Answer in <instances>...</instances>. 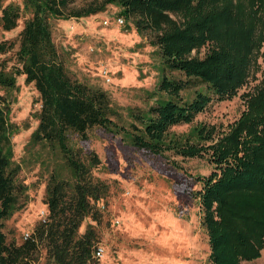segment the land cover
Instances as JSON below:
<instances>
[{"label": "trees", "instance_id": "16d2710c", "mask_svg": "<svg viewBox=\"0 0 264 264\" xmlns=\"http://www.w3.org/2000/svg\"><path fill=\"white\" fill-rule=\"evenodd\" d=\"M0 0V264H98L102 224L112 195L114 142L125 158L166 162L184 172L179 189L202 212L213 264H241L264 249V0ZM116 10L127 30L148 41L147 70L121 102L98 78L70 75L67 45L58 49L54 21ZM172 14L177 15L174 17ZM202 47L205 53L200 55ZM195 51V53H193ZM261 60V61H260ZM255 71L261 78L244 92L246 108L228 130L196 121L214 99L235 96ZM256 74V73H255ZM18 76L36 91V123L15 158L20 126L11 105ZM189 124L176 131L173 126ZM27 127L31 125L28 119ZM105 146V148H104ZM111 150V152H110ZM204 160L195 171L182 160ZM133 159V160H134ZM132 160V161H133ZM157 162V163H156ZM189 166V165H188ZM44 184L45 215L30 237L9 239L7 221L27 205L24 170ZM189 212L191 205H183ZM177 219V218H176ZM105 255V247H104ZM103 255V256H104Z\"/></svg>", "mask_w": 264, "mask_h": 264}, {"label": "rangeland", "instance_id": "374dc122", "mask_svg": "<svg viewBox=\"0 0 264 264\" xmlns=\"http://www.w3.org/2000/svg\"><path fill=\"white\" fill-rule=\"evenodd\" d=\"M91 1L75 0L74 3L82 5ZM118 17L116 10H106L87 17L56 20L54 38L60 51L63 45L71 49L67 63L73 78L82 73L98 78L116 98L126 103L133 100V91L129 87L147 84L148 80V76L140 80L138 75L139 68L147 70L149 67L144 63L149 58V43L136 50L133 47L140 40L148 41L153 33L148 31L142 39L136 30H127L124 24L119 23ZM17 32L5 33L0 28V39L15 36ZM205 50L202 47L201 56ZM255 73L235 96L224 100L214 99L197 114L195 120L216 124L219 131L228 130L246 108L243 93L253 89L261 78L260 71ZM17 81L20 89L12 102L11 113L12 121L21 130L14 134L12 141L15 158L20 160L24 145L36 124L30 119V112L36 107L32 106L36 91L24 83L22 76H18ZM28 119L31 122L29 127L26 125ZM188 126L179 124L173 129L182 131ZM103 144L114 152L110 155V166L115 169L111 176L123 182L113 183L112 186L102 224L105 255L98 264H213L209 258L211 247L207 229L202 223L200 206L179 189L184 172L175 170L166 162H160V165L156 162L157 167H153L133 157L125 158L115 143L108 139H98L95 146L101 151L104 150ZM182 162L188 167L187 170L192 171L199 165H206L199 158ZM34 172L24 170L23 174L30 184L27 191L29 197L26 207L7 221L9 239L13 236L18 237L19 241L24 239V234L31 231L46 208L43 201L44 184ZM183 205H191L190 211L184 212ZM29 264L41 263L33 259ZM241 264H264V249L260 257L243 260Z\"/></svg>", "mask_w": 264, "mask_h": 264}, {"label": "built area", "instance_id": "2783aa9c", "mask_svg": "<svg viewBox=\"0 0 264 264\" xmlns=\"http://www.w3.org/2000/svg\"><path fill=\"white\" fill-rule=\"evenodd\" d=\"M118 22H119V23H124V19H123V17H118ZM42 214H43L42 216H44V215H45V212L43 211ZM29 237H30L29 232H27V233L24 234V239H27V238H29ZM103 255H104V247H103L102 245H99V246L96 248V250H95V256L98 257V258H102Z\"/></svg>", "mask_w": 264, "mask_h": 264}]
</instances>
